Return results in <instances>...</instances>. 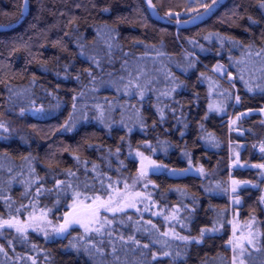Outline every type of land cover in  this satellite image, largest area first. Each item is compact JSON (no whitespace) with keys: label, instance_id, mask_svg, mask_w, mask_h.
Wrapping results in <instances>:
<instances>
[{"label":"trees","instance_id":"trees-1","mask_svg":"<svg viewBox=\"0 0 264 264\" xmlns=\"http://www.w3.org/2000/svg\"><path fill=\"white\" fill-rule=\"evenodd\" d=\"M212 2L0 0V221L121 207L137 153L160 168L135 188L150 201L103 209L99 234L3 227L0 264H264V7L217 0L190 20ZM246 110L241 137L228 118Z\"/></svg>","mask_w":264,"mask_h":264},{"label":"rangeland","instance_id":"rangeland-1","mask_svg":"<svg viewBox=\"0 0 264 264\" xmlns=\"http://www.w3.org/2000/svg\"><path fill=\"white\" fill-rule=\"evenodd\" d=\"M205 1L206 0H201V2H205ZM193 2H194V0L192 1V3ZM208 13H209V11L205 12V10H204L201 13L194 15L193 17H197L194 21H200L201 19L206 17L208 15ZM178 16H177V18H178ZM193 17L190 18L191 21L193 20ZM211 71L214 74H216L217 76H219L220 78H222L225 81H227V82H232L233 81V80L231 81L230 79H225L224 78V76L226 75V69L220 64H216L211 69ZM229 75H232V73H229ZM150 77H151L150 68L149 69H146V68H142V69L138 68L137 69V73L135 74V78H134L135 80H134V84H133V88L134 89L131 91L133 96L138 97V95L140 93V90L142 88V85L146 84V82L148 81V79ZM216 108H217V104L215 103V101L209 103V105H208V111L209 112H214ZM222 114H223V112H222ZM238 118H239V115L238 116L237 115L236 116L230 115V117L228 118V128L230 130H233V132H234V130H242L241 127L239 126ZM5 127L6 126H4L3 128L5 129ZM3 128H0V129H3ZM240 148H241L240 146H236L234 148L235 150L231 151V158L237 155L238 150ZM147 158H148L147 160L143 161V164L147 166V171H149L150 173L158 171L160 168L157 167L158 165H156L155 160H153L150 157H147ZM149 160L150 161H154L155 166L154 165H150L149 164ZM232 161H233V159H232ZM141 162H142V157L139 156L138 157V164H139L138 166L139 167L141 166ZM192 171H193V169H189L186 172H192ZM183 173H185V172H183ZM138 176L139 177L135 181H133V182H131L129 184V187L126 189V191H121L123 193V196H122V202L120 203V206L122 207L124 205H133L132 207H124V209H126V208H135L140 202H148V201H150L149 194H147L145 192L144 193L138 192V191L142 190L141 188H139L138 191L135 190L136 186H138V187L140 186L139 184L137 185V183H139L138 179L142 180L143 183L145 182L144 178L141 177L140 174ZM133 193H136V194H133ZM138 193H141V194L137 195ZM83 205H89V204H84L83 203ZM92 206H95V204H92ZM73 208L77 212H79V210L82 209L80 202L74 204ZM102 210L103 209H101V211ZM230 218L232 219L231 220V228L234 229L235 228V221H238L239 217H238V219L234 218V212H232ZM61 224H63V223L54 224L50 219H46V218L40 219V218H38L32 223H27V224H24V225H25V230L26 229H34V230L38 231L39 233H41V234H43V235H45V236L50 238L51 236H57L58 233L56 231H54V229H58ZM97 225L98 224L94 225V227H96ZM3 227H9V226L5 225ZM3 227H0V229H2ZM64 233H60V235H62Z\"/></svg>","mask_w":264,"mask_h":264},{"label":"snow or ice","instance_id":"snow-or-ice-1","mask_svg":"<svg viewBox=\"0 0 264 264\" xmlns=\"http://www.w3.org/2000/svg\"><path fill=\"white\" fill-rule=\"evenodd\" d=\"M217 3V0H213L211 5L205 4L204 9L205 12H208L211 10V8ZM149 6L151 7V0H149ZM261 7H264V0L261 2ZM107 11V9H105ZM197 17H193V20H195ZM237 100H239V97H237ZM4 125L0 124V128H3ZM5 131L7 129L5 128ZM264 151V147L261 149ZM137 155L142 157V162H141V169H140V176L144 177L147 175V166L143 164L144 160H147V157H144L142 153H137ZM150 165H154V161L149 160ZM159 167V166H157ZM257 167H262L264 168V165H257ZM202 171V170H201ZM236 181H233V184H236ZM236 189L233 188V192H235ZM79 195V193H77ZM139 195V194H137ZM98 203L95 204V206L92 205H83V202H80L82 211L77 212L75 209L71 213H66L65 214V220L64 223L59 226L58 229H54L57 233H64L68 230V228L73 225V224H78L80 227L84 228L85 232H96V233H101V230L105 228L106 225L111 224V220H109L107 217H105L103 220H101V209H104L105 211L116 213V212H122L124 210V207H132L133 205H124L122 207H111L112 201L109 200L107 202L101 201L99 197H97ZM238 202V201H237ZM71 207V206H70ZM32 219H37L36 217H32ZM40 219H43V217H40ZM99 224V227H94V225ZM9 226V227H15L17 232L23 233L25 231V225L22 224L19 220H2L0 221V227L3 226ZM211 231H214L215 229H210ZM205 229L201 230L200 236L201 238L205 234ZM167 235V233H165ZM178 239L188 241L187 237H177ZM195 239V238H194ZM196 242L199 243L200 240L196 239ZM231 243V241H229ZM144 247H148V245H144ZM165 256L169 255V253L165 252ZM153 258L155 259V254H153Z\"/></svg>","mask_w":264,"mask_h":264},{"label":"water","instance_id":"water-1","mask_svg":"<svg viewBox=\"0 0 264 264\" xmlns=\"http://www.w3.org/2000/svg\"><path fill=\"white\" fill-rule=\"evenodd\" d=\"M189 1L192 2L193 0H189ZM187 15H189V14H187ZM229 79L231 81L233 80L231 76L229 77ZM258 114H259V111L258 110H246V111H243V112L239 113V118L243 119V118H247V117H249L251 115H258ZM234 133L236 135H238V136H241V137L243 136V131L242 130H234ZM140 169H141V166L138 167V169H137V172L139 174H140ZM149 174H150V172L147 171V175H149ZM235 218L238 219V213H237V211L235 213ZM59 235H60V233L57 234V236H59ZM226 248H230V243L229 242L226 243Z\"/></svg>","mask_w":264,"mask_h":264}]
</instances>
